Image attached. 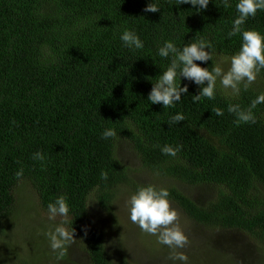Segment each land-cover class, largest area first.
<instances>
[{
    "label": "trees",
    "instance_id": "16d2710c",
    "mask_svg": "<svg viewBox=\"0 0 264 264\" xmlns=\"http://www.w3.org/2000/svg\"><path fill=\"white\" fill-rule=\"evenodd\" d=\"M149 2L0 0V233L16 210L18 187L29 182L46 213L50 202L66 195V227L90 264H130L123 253L115 260L103 220L92 218L96 207L118 236L127 235L129 224L115 215L117 199L128 187L136 192L150 185L139 183L121 160L123 143L139 159L138 171L177 181L151 185L168 189L170 203L194 226L264 244V103L252 109L254 123L237 124L228 111L230 104L246 110L264 93V69L247 88L246 81L239 84L238 93L228 92L218 77L215 97L193 103L201 86L182 79L188 93L174 107L164 110L147 100L151 80L172 60L158 55L165 41L178 48L210 42L206 51L213 59L196 61L210 71L220 59L231 60L242 44L240 35L228 37L238 0L228 6L211 0L203 12L156 0L161 10L145 13ZM125 29L139 35L143 49L123 45ZM242 29L264 33V10ZM217 108L222 116L215 115ZM177 113L185 120L169 125ZM107 129L116 135L102 138ZM165 145L183 148L172 157L161 151ZM36 152L45 159H33ZM197 188L212 195L198 198L191 192Z\"/></svg>",
    "mask_w": 264,
    "mask_h": 264
},
{
    "label": "clouds",
    "instance_id": "9594fccd",
    "mask_svg": "<svg viewBox=\"0 0 264 264\" xmlns=\"http://www.w3.org/2000/svg\"><path fill=\"white\" fill-rule=\"evenodd\" d=\"M211 0H176V6L190 4L197 12L207 10ZM228 6V0H225ZM161 8L156 0H150L143 11L145 13H157ZM238 13L237 18L233 21L232 29L228 32V37L240 35L242 44L240 50L231 57V67L224 72L221 67L215 66L210 71L209 68L202 67L196 61L207 62L213 59L212 52L206 51L211 49L210 42L200 39L192 43L185 44L178 48L172 41H165L158 48V55L161 58L172 57L170 65L162 71L155 82H152V90L147 96V100L154 104H162L164 110L174 107L177 102L182 100V95L188 93V86H182V79H188L201 86L198 95H193V103L201 101L203 98L213 99L215 97L217 78L224 88H232L239 92L238 85L245 82V88L257 78V73L264 69V33L258 30H243L242 25L250 17H254L258 10H264V0H238L236 4ZM123 45L129 49H143L144 42L139 35L129 29L123 30L120 35ZM181 81V82H178ZM207 82V83H206ZM264 103V93H261L252 101L251 106L242 110L239 105H229L228 111L234 113L237 117V124L255 122L252 112L258 104ZM215 115L222 116L223 111L219 108L214 110ZM185 120L183 113L172 115L168 121L173 125ZM112 129L103 132L102 138L108 139L115 136ZM182 145H165L161 151L165 155L176 157L182 150ZM33 159L43 161V153L36 152ZM17 178L23 176V169L16 173ZM102 179H107V173L101 174ZM169 190L166 188H157L154 185H147L138 188L130 198V219L133 223L146 233L158 235L159 242L173 249L170 259L173 264H187L188 256L178 251L188 243V236L176 221L178 212L171 206L169 200ZM49 219L56 220L61 217L62 220L54 229H50L44 235L50 242L53 251L59 250L60 256L64 255L66 245L73 242L74 232H70L66 225L69 222L70 207L66 195H59L54 201L47 206ZM87 232V228H85Z\"/></svg>",
    "mask_w": 264,
    "mask_h": 264
},
{
    "label": "rangeland",
    "instance_id": "374dc122",
    "mask_svg": "<svg viewBox=\"0 0 264 264\" xmlns=\"http://www.w3.org/2000/svg\"><path fill=\"white\" fill-rule=\"evenodd\" d=\"M219 67L227 72L231 67V60L220 59ZM234 92L232 88H225ZM119 156L127 165L134 168L133 175L141 184H155L161 187L177 185V181H164L161 177L138 171L140 162L128 144L119 148ZM192 194L203 199L212 192L192 189ZM135 193L129 187L124 189L116 203V217L128 223L127 235L118 236L111 228L107 216L93 207V219L97 223L103 220L102 229L108 233V248L118 261L123 253L130 264H173L170 259L173 249L159 242L158 235L144 232L138 224L130 219V198ZM17 207L14 215L5 222L3 232L0 233V264H90L87 253L74 237L73 242L66 245L64 255L59 250L53 251L50 242L44 235L62 220H50L49 214L42 211L37 195L29 182H22L16 192ZM171 206L178 212L176 223L180 225L188 236V243L178 251L188 256L187 264H264V244L243 236L240 233H225L207 231L194 226L189 218L177 206ZM99 219V222L97 218ZM67 228V227H66ZM125 237V238H124ZM124 238V239H123ZM180 264V262H176Z\"/></svg>",
    "mask_w": 264,
    "mask_h": 264
}]
</instances>
